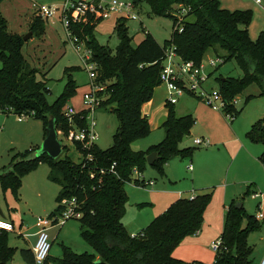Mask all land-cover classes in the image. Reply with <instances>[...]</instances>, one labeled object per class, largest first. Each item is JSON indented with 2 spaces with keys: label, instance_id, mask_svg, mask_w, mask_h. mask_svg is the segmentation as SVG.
I'll list each match as a JSON object with an SVG mask.
<instances>
[{
  "label": "trees",
  "instance_id": "trees-1",
  "mask_svg": "<svg viewBox=\"0 0 264 264\" xmlns=\"http://www.w3.org/2000/svg\"><path fill=\"white\" fill-rule=\"evenodd\" d=\"M3 1L0 0V5ZM131 1L135 6L146 3L149 14L171 19V34L162 45L145 31L143 38L132 47L124 17L115 19L113 31L118 44L114 51L99 44L94 36L95 24L102 20L96 14L86 13L83 20L69 25L71 33L82 40L91 53L90 61L96 66L95 82L104 85L97 93L104 98L100 107H112L111 111L116 115L112 145L100 149L96 144L74 143L82 155L79 162L68 156L53 159L43 154L33 157V149H29L12 155L8 165L0 169L1 190H9L17 199L22 174L40 161L47 162L51 180L61 186L58 199L75 196L80 203L83 213L79 219L80 236L94 248L95 254L76 253L63 245L60 257L51 260L53 264H205L184 262L174 258L172 252L186 236L200 229L213 188L200 193L196 191L190 198L176 199L135 235L130 234L122 222L128 200L125 184L132 180L138 182L133 172L135 169L142 173L146 156L157 153L158 159L152 166L163 176L164 165L170 158H191L195 149L179 146L184 137L186 140L190 137L195 120L191 114L177 115L174 104H166L161 142L152 145L148 151H134L130 146L150 131L141 106L151 99L153 90L160 85L161 60L167 47L174 45L183 60L195 63L201 62L209 51L221 57L223 62L233 59L242 75L215 77L224 100L229 102L253 83L264 96V29L256 39L249 37L251 10L230 11L222 8L218 0ZM46 22L34 15L29 24L32 35L42 36ZM24 45L22 35L8 32L7 21L0 14V110L15 115L33 113L32 118L41 120L44 128L49 117L54 116L56 129L66 135L71 126L61 112V105L62 99L74 91V83L69 79L61 97L49 104L45 98L46 81L38 78L39 69L28 62L23 53ZM229 110L233 115L237 113L233 105H228ZM74 121L79 127H85V111L77 113ZM247 137L264 146L262 119L251 125ZM258 159L264 163V147ZM113 162L115 167L111 172ZM145 205L148 204L138 206ZM57 209L59 207L55 211ZM259 227L254 215L248 214L243 206L236 207L235 200H231L225 210L223 229L218 237L221 245L213 264H249L252 250L247 236ZM13 253L7 231L0 230V264H7ZM20 255L27 264H34L30 249H20Z\"/></svg>",
  "mask_w": 264,
  "mask_h": 264
},
{
  "label": "rangeland",
  "instance_id": "rangeland-1",
  "mask_svg": "<svg viewBox=\"0 0 264 264\" xmlns=\"http://www.w3.org/2000/svg\"><path fill=\"white\" fill-rule=\"evenodd\" d=\"M64 1L4 0L0 10L7 21V30L22 32L23 36L30 31L29 24L34 15L43 19L39 15L38 10L34 8V5L45 4L61 7ZM218 1L225 9L231 11L251 10L249 32L256 29V36H258L259 29L264 28V0H260V4L256 3L255 0ZM252 4H254L252 6L253 9L249 8ZM135 11L139 17L138 19L125 20L132 47H135L140 39L143 38L145 31L149 32L161 45L165 40L169 39L172 29L170 18L149 14V7L144 2L137 5ZM115 19V16H110L108 19L101 20L95 24L93 30L99 44L108 47L112 51L115 50L118 44V39L113 31ZM218 52L220 53L221 51ZM23 53L28 62L39 69L38 78L46 81L47 92L45 98L49 104H54L61 97L67 81L71 79L75 88L72 93L62 99L61 112L64 114L68 105L72 106L78 114L86 111L87 108L83 104V95L90 90L88 72L66 36L60 19V11H57L52 18L47 20L42 36L36 37L31 34L25 40ZM215 56L212 53H207L204 55L203 60H208ZM241 75L242 72L235 61L229 59L220 63L211 75L209 82L216 85L215 77H240ZM235 98L237 99V104L235 105L237 113L235 115L232 113V118H228L221 112L211 109L203 102L190 96H182L179 102L174 104V110L177 115L191 114L195 120L191 128L190 138L183 141V143L181 142L183 145L195 147V149L191 158H182L180 156L170 158L164 167L165 175L163 176L158 173L154 166L146 163L141 174L146 180H153L154 187L149 184L142 186L141 181H131L125 184L128 200L123 220L127 222L125 227L130 234H136L140 229L138 226V203H149L151 208L145 209V212H154L157 209L156 207H158L159 199L162 197V195L158 194L161 190L181 191L180 193L186 196L188 195L187 191H192L193 189L200 193L213 188L208 207L213 206L218 209L223 201V187L231 179V181H236L237 187H242L237 191H240L241 196L239 197H245V201L249 203V208L244 207L246 212L255 213L256 200L251 198L250 192L245 194L248 184L244 181L247 177L245 170L238 159L233 166L231 165L234 153L240 142L244 141L248 146L257 149H263L264 147L261 143L253 142L247 137V132L253 123L262 119L264 124V96L260 95L259 87L253 83L242 94H237ZM165 99L166 90L163 85H159L153 90L151 99L142 104L141 111L147 115L150 131L131 143L132 150L148 151L152 145L158 144L163 140L164 129L162 128V122L166 118L167 113ZM111 109L112 107H98L93 114L85 112L86 119L94 118L95 120V131L97 134L95 144L100 149H107L112 145L113 133L117 127V118ZM36 122V119L32 117L18 121L15 114L0 110V167L9 162V157H11L12 153H21L27 150L28 141L35 134L34 124ZM197 136L207 138L209 144H194L192 139ZM60 139L64 145V150L60 156H68L73 161L79 162L82 155L76 149V146L62 139L61 136ZM40 164H46L50 171L49 164L40 161L36 167L23 173L16 201H12V193L6 194V200L4 195L0 193V205L4 214L10 213L12 218H14L16 212L21 214V217L25 220L22 227L23 231L28 230L29 222L27 221L30 219L31 224H35L37 218H47L59 207L58 195L61 186L54 181H52L54 183L53 188L46 187L42 183L43 173ZM189 165L191 166L190 169L187 168ZM209 167L212 170V173L210 172L211 175L207 174ZM229 168H231V171L227 175V169ZM205 187L210 188L205 190ZM230 201L228 200L227 205ZM14 203L16 204L15 207ZM49 208L52 209L50 214L43 215L44 209ZM56 229L58 228L54 227L48 230L51 241L49 254L52 259L60 257L63 245L68 246L76 253L88 252L95 254L94 248L80 236L79 220L68 219L58 231ZM20 232L21 230L16 223L15 230L7 232L8 244L14 249L12 264H27L23 261L19 252L23 242V232ZM249 260L253 261L252 256Z\"/></svg>",
  "mask_w": 264,
  "mask_h": 264
},
{
  "label": "built area",
  "instance_id": "built-area-1",
  "mask_svg": "<svg viewBox=\"0 0 264 264\" xmlns=\"http://www.w3.org/2000/svg\"><path fill=\"white\" fill-rule=\"evenodd\" d=\"M260 3V0H255ZM135 5L131 0H65L63 5H34L39 12V15L49 20L57 11H60V19L63 23L66 36L72 43L76 53L80 57L84 68L88 72L90 90L83 95V104L86 106V113L93 114V112L100 107L104 98L97 95L98 91L104 89V85L95 82L96 66L94 62L90 61L91 53L87 49L82 40H79L71 33L69 29L70 23L80 22L84 19L86 13H93L99 16L102 20L110 18V16L124 17L126 19H138L135 11ZM182 29H179L181 31ZM223 62L222 58L215 56L208 60H203L195 63L192 60H183L175 50L174 45H170L164 51V56L161 60V71L159 75L160 85H163L166 90V104H176L180 97L184 95L193 96L206 104L211 109L221 112L228 118H232V111H227L228 105L237 104V99L234 97L229 102L224 100L219 92L218 86L212 85L209 80L216 68ZM64 115L67 117L71 128L66 135L61 131L58 134L69 141L70 143H81L84 146H92L95 144L97 134L95 131L94 118L86 119L85 127H79L74 121L77 113L72 106H66ZM17 120L22 121L33 116V113L17 114ZM62 141V140H61ZM193 143L197 145H207L209 140L204 137L193 138ZM90 159V157H89ZM115 162L110 165L109 171L113 172ZM190 165L188 169H190ZM103 172V170L101 171ZM133 176L138 181H142V186L152 184V181L143 180V175L134 169ZM133 181V180H132ZM135 182V181H134ZM257 196V193L254 194ZM83 216L80 210V203L75 196L62 197L59 199V211L47 218H37L36 225L39 228L34 245L32 247L34 264H52L48 261L49 252L51 248V241L49 239L48 230L52 227L60 228L68 219L79 220ZM255 218L264 219V212L258 211ZM0 230L13 231L14 225L9 220L0 217ZM135 235V234H132ZM221 245V240L216 238L211 244L210 248L214 251V255ZM210 264H213L210 263ZM258 264H264V253Z\"/></svg>",
  "mask_w": 264,
  "mask_h": 264
},
{
  "label": "crops",
  "instance_id": "crops-1",
  "mask_svg": "<svg viewBox=\"0 0 264 264\" xmlns=\"http://www.w3.org/2000/svg\"><path fill=\"white\" fill-rule=\"evenodd\" d=\"M253 5L254 4L250 5L249 8H252ZM220 6L222 8H224L221 4H220ZM0 14H1V10H0ZM113 28H114V26H113ZM259 30L261 31L262 29H259ZM8 32L22 35V32H12V31H8ZM248 34L252 40L257 38L256 29H254V31L253 30L250 32L248 31ZM207 53H212V52L209 51ZM184 96H189V95H184ZM190 97H193V96H190ZM36 121H37L36 124H34L35 125V134L28 141L27 150L33 149V151H34L40 145V143L42 142L44 135H45L43 122L39 119H36ZM0 132H1V130H0ZM57 134H58V132H57ZM190 135H191V130H190ZM197 137H202V136H197ZM58 138L60 139V134H58ZM235 138H237V136H235ZM182 143H183V141H182ZM182 143H180V147H185V145H183ZM262 151H263V149L253 148L251 146H248L244 141H242V142H240L237 150L234 153V158H233V162L231 165V166H233L235 164V161L238 159L240 161L241 165L243 166L245 173L247 175L246 179L244 180L246 183H248L247 184V191L250 192L251 198H254L256 200L255 213L257 211L264 212V163H261L258 159V156L262 153ZM17 153L20 154V152H17ZM17 153H14V154H17ZM14 154L12 153L11 156ZM10 159H11V157H9V162H10ZM8 163L6 165H8ZM166 164L167 163H165V165ZM6 165L1 166L0 169ZM165 165H164V167H165ZM40 168L42 169V173H43L42 179H41L42 183L46 187L53 188L54 183L51 180V175H52L51 171H49V168L46 166V164H40ZM47 168H48V170H47ZM227 170H228L227 175H229V171H231V168H229ZM211 171L212 170L209 167V169L207 170V174L211 175V173H212ZM143 180L153 182V180H150V179L146 180L144 177H143ZM235 183H236V181H231V179H230V181L224 185V187H223L224 196H223V201H222L220 208L217 209L216 207H213V206L208 207L210 203L208 204V206L204 212V215H203L202 227H200V229L195 234L188 235L181 241V243L172 252V256L174 258L182 260V261L187 262V263H191V262L202 263L203 262L205 264L206 263L208 264L210 262H213L214 251L210 248V243L213 240H215L216 238H218L222 232L223 222H224V214H225V210L227 207L226 205L228 203V200H235V201L238 200L241 202V206H243V208L244 207L249 208V203L245 201V197L244 198L239 197V196H241L240 191H237V190L241 189L242 187H239V186L237 187ZM150 186L154 187V182ZM207 188H210V187H205V189H207ZM0 189H1V187H0ZM180 192L181 191L175 192V191H164V190H161L160 192H158V194L162 195V197L159 199L158 204H157L158 207H156L157 209L154 212H152V211L150 213L145 212V209L151 208V207H149L150 206L149 203H147L148 205H145L142 207L138 206V211H139L138 212V226L140 227L139 231L141 229H143L144 226L148 225L153 220L152 218L156 217L158 214L163 212L176 199L181 198V197H189L190 198V197L194 196L196 194V189H193L192 191L191 190L187 191L188 195H186V196H183L182 195L183 193H180ZM183 192H185V191H183ZM0 193H2V195H4L5 200H6V194H8V193L11 194V192L9 190H7L5 193L1 190ZM255 193H257V196H254ZM15 199L16 198L12 195V201H16ZM143 203H145V202H143ZM139 204H141V203H138V205ZM15 206H16V204L14 203V207ZM51 210L52 209H50V208L44 209L42 214L48 215V214H50ZM0 211H1L0 217L12 222L14 225V230H15V223H16V225L18 224V227L20 228L21 232H23L22 233L23 242L21 244L22 247H20V249L24 248V249H30L32 251V247H33L35 239H36V234L39 230L36 223L31 224V219H30L29 221H27V222H29L28 230L23 231L22 227L24 226L23 224H24L25 220L21 217L22 216L21 214L16 212L14 214V218H12L10 213H8L7 215L4 214V212L1 208V205H0ZM58 211H59V209H57V211H54L53 213H51L49 216L57 213ZM245 211H246V209H245ZM255 213L251 214V215L255 216ZM248 214H250V213L248 212ZM123 218H124V216H123ZM123 218H122V222H123L124 226H127V222H125L123 220ZM244 223H245V221H244ZM258 223L259 224L261 223L259 229L250 232L247 236V243L251 247V250H252L250 257L252 256V260H253V261H250L249 264H253V263L258 264L261 257H262V254L264 253V219L258 220ZM52 228H54V227H52ZM52 228H50L49 230H51ZM58 229H56V231H58ZM126 230H127V228H126ZM20 249H19V252H20ZM250 257H249V259H250ZM51 260H52V256L49 254V262L50 263H52ZM12 261H13V258L10 260V264H12Z\"/></svg>",
  "mask_w": 264,
  "mask_h": 264
},
{
  "label": "water",
  "instance_id": "water-1",
  "mask_svg": "<svg viewBox=\"0 0 264 264\" xmlns=\"http://www.w3.org/2000/svg\"><path fill=\"white\" fill-rule=\"evenodd\" d=\"M32 33L29 31L26 35L22 36V39L25 41ZM56 119L54 116H50L47 124L44 128V138L40 145L32 152L33 157H39L43 154L48 155L50 158H57L62 153V141L58 138L57 129H56ZM186 138L184 137L182 141H185ZM158 159L156 152H151L146 156V162L149 165H152V163ZM236 207L241 206L240 201L235 202ZM1 213V211H0ZM7 264H10V261L7 262Z\"/></svg>",
  "mask_w": 264,
  "mask_h": 264
}]
</instances>
